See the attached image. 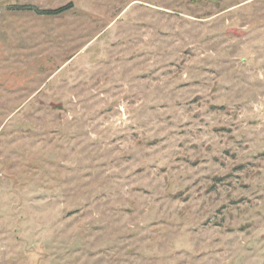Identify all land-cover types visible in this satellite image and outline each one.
Masks as SVG:
<instances>
[{"label": "rangeland", "instance_id": "obj_1", "mask_svg": "<svg viewBox=\"0 0 264 264\" xmlns=\"http://www.w3.org/2000/svg\"><path fill=\"white\" fill-rule=\"evenodd\" d=\"M0 264H264V0H0Z\"/></svg>", "mask_w": 264, "mask_h": 264}, {"label": "trees", "instance_id": "obj_2", "mask_svg": "<svg viewBox=\"0 0 264 264\" xmlns=\"http://www.w3.org/2000/svg\"><path fill=\"white\" fill-rule=\"evenodd\" d=\"M66 7L67 6H62V7L56 8V9H47L44 12L45 13H59L61 11H64L66 9Z\"/></svg>", "mask_w": 264, "mask_h": 264}]
</instances>
